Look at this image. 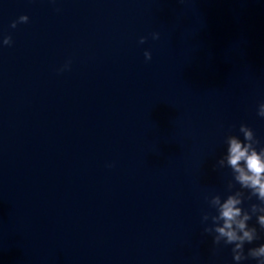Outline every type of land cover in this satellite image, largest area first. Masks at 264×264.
<instances>
[{
    "label": "clouds",
    "instance_id": "clouds-1",
    "mask_svg": "<svg viewBox=\"0 0 264 264\" xmlns=\"http://www.w3.org/2000/svg\"><path fill=\"white\" fill-rule=\"evenodd\" d=\"M28 21V16L22 15L19 17V22L25 23ZM17 22L14 21L12 23V27H16ZM156 38V37H154ZM143 42V38L141 40ZM146 59H151V53H145ZM261 110L258 113L261 117H264V103H261ZM248 135V134H246ZM230 164L240 172V176L238 179L244 183L245 185L251 184V186L256 187L260 193L261 198H264V182H262V174H264V161L260 159V157L255 153L252 152L251 155H248V151L246 148H242L241 144L236 140L231 141L230 147ZM241 160H244L247 164L248 171L251 175H247L244 173L243 169L238 167V164ZM236 203L235 200L229 199L228 202L223 206L222 216L226 219L225 228H231V223L234 217L239 215V210L235 209L233 205ZM261 222L264 223V217L261 218ZM238 227L243 229L244 223L243 221L239 222ZM218 231L228 237V241H234L240 239L243 241L247 239L248 241L252 240V235L249 232H244L243 237H237L236 234L232 231H225L223 228L218 229ZM240 245H237L239 248ZM254 256H264V246H261L258 250L253 252ZM236 259H240V256H236ZM260 264H264V261H261Z\"/></svg>",
    "mask_w": 264,
    "mask_h": 264
}]
</instances>
